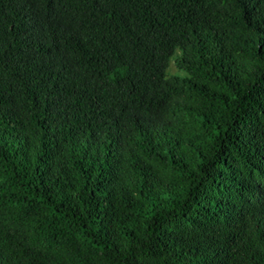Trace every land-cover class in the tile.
<instances>
[{
  "label": "trees",
  "instance_id": "16d2710c",
  "mask_svg": "<svg viewBox=\"0 0 264 264\" xmlns=\"http://www.w3.org/2000/svg\"><path fill=\"white\" fill-rule=\"evenodd\" d=\"M0 264H264V0H0Z\"/></svg>",
  "mask_w": 264,
  "mask_h": 264
}]
</instances>
